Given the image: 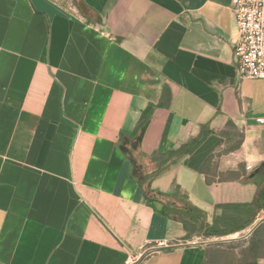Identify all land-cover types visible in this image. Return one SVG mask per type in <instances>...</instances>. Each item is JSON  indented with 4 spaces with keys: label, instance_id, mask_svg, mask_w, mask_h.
<instances>
[{
    "label": "crops",
    "instance_id": "obj_1",
    "mask_svg": "<svg viewBox=\"0 0 264 264\" xmlns=\"http://www.w3.org/2000/svg\"><path fill=\"white\" fill-rule=\"evenodd\" d=\"M231 3L0 0V264H245L264 244V208L188 237L137 178L203 128L151 190L220 229L264 197V80L238 79Z\"/></svg>",
    "mask_w": 264,
    "mask_h": 264
},
{
    "label": "trees",
    "instance_id": "obj_2",
    "mask_svg": "<svg viewBox=\"0 0 264 264\" xmlns=\"http://www.w3.org/2000/svg\"><path fill=\"white\" fill-rule=\"evenodd\" d=\"M167 97V88L163 87L162 100ZM166 106L161 101L158 105H149L141 114L136 128L132 133L129 134L131 138H135L140 130L148 122L153 109L156 107ZM208 136V132L204 131L202 128L199 135L190 140L183 148L172 151L163 155L154 153L153 158L156 159L155 167L153 171L144 175H138V183L142 191L143 197L146 200H150L154 203L161 205L160 214L168 219L176 220L180 222L187 231L188 237L191 234H201L204 237L211 236H226L234 234L238 231L244 230L252 222L255 216V209L261 210L264 208V197L261 195L256 196V205L254 209L250 208V205L235 206L233 208L242 209L240 212L235 211L236 216L245 215L247 221L241 224H236V220L221 223L223 229L218 228L217 223L208 225L206 223V213L199 208L192 205L187 198V195L181 192L180 188L177 187L172 195H163L160 193H155L151 190L150 184L152 180L166 171L170 166L175 164L179 159L194 152L200 144ZM264 194V191H263ZM232 228H229L231 227ZM262 244L261 240L250 241L249 246L245 251V264H255V260L258 256L259 246Z\"/></svg>",
    "mask_w": 264,
    "mask_h": 264
},
{
    "label": "built area",
    "instance_id": "obj_3",
    "mask_svg": "<svg viewBox=\"0 0 264 264\" xmlns=\"http://www.w3.org/2000/svg\"><path fill=\"white\" fill-rule=\"evenodd\" d=\"M237 41L232 50L238 79L264 80V0H232ZM264 125V118L257 119Z\"/></svg>",
    "mask_w": 264,
    "mask_h": 264
},
{
    "label": "rangeland",
    "instance_id": "obj_4",
    "mask_svg": "<svg viewBox=\"0 0 264 264\" xmlns=\"http://www.w3.org/2000/svg\"><path fill=\"white\" fill-rule=\"evenodd\" d=\"M235 245H237V244H235ZM235 245L234 244L233 245L231 244L230 246H235ZM261 246H262V250L264 251V244L262 243Z\"/></svg>",
    "mask_w": 264,
    "mask_h": 264
}]
</instances>
